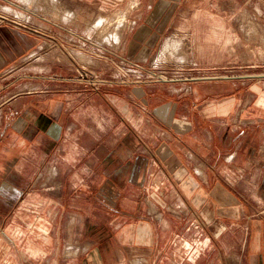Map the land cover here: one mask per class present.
I'll list each match as a JSON object with an SVG mask.
<instances>
[{"label": "crops", "instance_id": "obj_1", "mask_svg": "<svg viewBox=\"0 0 264 264\" xmlns=\"http://www.w3.org/2000/svg\"><path fill=\"white\" fill-rule=\"evenodd\" d=\"M21 1L0 0V195L17 196L0 206V264H264V221L243 219L264 202V72L130 83L95 134L103 126L84 122V94L67 80L20 81V63L44 45L21 22ZM37 178L51 231L31 236L42 249H24L5 227L19 195L41 190ZM192 211L214 239L196 256L176 241L194 239Z\"/></svg>", "mask_w": 264, "mask_h": 264}, {"label": "rangeland", "instance_id": "obj_2", "mask_svg": "<svg viewBox=\"0 0 264 264\" xmlns=\"http://www.w3.org/2000/svg\"><path fill=\"white\" fill-rule=\"evenodd\" d=\"M258 10L264 11L258 0H22L20 20L42 36L44 45L20 63V81L45 72L67 80L62 84L69 90L84 94V122H100L103 130L94 133L102 135L121 112L130 83L179 82L182 87L192 80L264 72V29L259 24L264 17L255 18ZM169 40L178 45L164 52ZM193 61L207 64L191 66ZM52 85L59 87V81ZM36 186L41 190L35 195H19V212L5 227L24 249L28 242L42 249L43 239L34 243L31 236L51 231L42 178ZM12 197L17 196L0 195V206L6 209ZM243 213L244 220L264 221V202L245 206ZM189 217L196 222V248L211 249L214 239L201 216L192 211ZM4 246V259H11L13 246Z\"/></svg>", "mask_w": 264, "mask_h": 264}, {"label": "built area", "instance_id": "obj_3", "mask_svg": "<svg viewBox=\"0 0 264 264\" xmlns=\"http://www.w3.org/2000/svg\"><path fill=\"white\" fill-rule=\"evenodd\" d=\"M188 240L189 239H186L185 237H183L182 234L176 236L177 243L182 248H185L190 255L196 256V254H198L199 252V250L196 248V241H194V239L192 241L190 240L188 241Z\"/></svg>", "mask_w": 264, "mask_h": 264}, {"label": "bare ground", "instance_id": "obj_4", "mask_svg": "<svg viewBox=\"0 0 264 264\" xmlns=\"http://www.w3.org/2000/svg\"><path fill=\"white\" fill-rule=\"evenodd\" d=\"M103 18V17H102ZM99 20H101V19H99ZM104 24V23H103ZM102 24V25H103ZM99 26H100V24H98ZM96 29V28H95ZM117 31V30H116ZM117 32H115V34H116ZM109 35V34H108ZM108 37V36H107ZM109 40V39H108ZM115 40V39H114ZM118 40V39H117ZM171 40V39H170ZM168 41L167 43H166V45H165V50H164V52L166 51H171L172 49H173V47H175V46H177L178 44H177V42L176 41Z\"/></svg>", "mask_w": 264, "mask_h": 264}]
</instances>
